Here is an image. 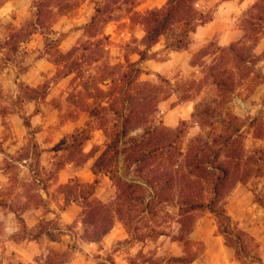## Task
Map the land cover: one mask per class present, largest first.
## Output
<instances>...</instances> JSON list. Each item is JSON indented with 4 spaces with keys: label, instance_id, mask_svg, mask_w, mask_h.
Instances as JSON below:
<instances>
[{
    "label": "rangeland",
    "instance_id": "rangeland-1",
    "mask_svg": "<svg viewBox=\"0 0 264 264\" xmlns=\"http://www.w3.org/2000/svg\"><path fill=\"white\" fill-rule=\"evenodd\" d=\"M34 1L0 0V147L5 152L0 153V199L14 205L12 208L0 206V264H189L188 260H175L185 256L195 257L190 264H264V171L238 185L227 200L233 227L247 234L239 253L229 245L216 217L209 211L195 214L197 225L189 245L176 240L180 224L165 218L164 213L146 215L140 233H150L153 228L166 230L168 235L160 238L137 240L118 222L100 243L81 239L82 206L66 207L60 186L76 178L93 183L97 177L92 172V158L84 164H68L60 172L56 171L57 156L64 154L61 143L77 129L85 128L88 116L72 103L71 95L81 88L82 82H73L75 75L56 78L55 60L57 52L66 54L86 40L83 26L94 14V0H79L74 11L56 16L48 27L16 44L13 34L33 18ZM257 1L232 0L227 5L226 0H202L201 9L212 15L213 28L217 30L213 38L202 47L190 46L180 55L164 52L163 39L152 51L157 54L156 59L142 64L141 82L158 84L161 76L175 88L176 92L160 103L157 118L174 129L186 121L189 129L185 145L201 131L192 124L196 106L218 98L217 88L211 84L199 90L191 85L183 86L192 81L200 82L204 77L203 67L193 65L195 56L211 42L221 46L223 35L230 33L234 42L239 41L244 36L242 20ZM140 2L138 12L144 14L163 7L167 0ZM105 33L111 36L109 47L121 62L125 63L127 58L138 59L132 54V48L138 45L135 39L140 41L145 36L142 26L125 19L111 23ZM197 38L196 34L192 35L194 43L203 41ZM53 40H59L58 50L49 52L46 46ZM254 54L258 61L253 73L242 81L227 105L246 124L245 146L249 153L264 147V138H256L258 134L264 135V34ZM208 59L210 61L211 57ZM27 87L39 89L38 99H29ZM183 96L189 99L181 100ZM23 115L30 118V129ZM255 119L260 122L249 128ZM212 128L208 126L207 131ZM91 138L84 147V155L106 143L104 132L96 128ZM36 144L38 147H34ZM40 150L44 152L39 158ZM22 153L30 154L28 161L13 159ZM33 169L44 177L50 176L48 191L34 184ZM100 181L97 194L108 202L114 197L115 188L104 175L100 176ZM32 194L40 195L43 202L27 206ZM168 210L173 212L174 209L169 207Z\"/></svg>",
    "mask_w": 264,
    "mask_h": 264
},
{
    "label": "trees",
    "instance_id": "trees-1",
    "mask_svg": "<svg viewBox=\"0 0 264 264\" xmlns=\"http://www.w3.org/2000/svg\"><path fill=\"white\" fill-rule=\"evenodd\" d=\"M201 1L167 0L163 7L141 14L140 0H94V14L83 26L86 40L66 54L57 52L56 78L75 75L73 82H82L71 97L72 103L87 114L88 121L85 128L77 129L61 143L64 154L57 156L56 171L68 164H84L95 159L92 171L97 178L93 183L76 178L60 186L66 207L82 206L83 241L102 242L118 222L137 240L160 238L168 235L166 230L153 228L150 233H140L146 215L164 213L165 218L180 224L176 240L189 245L197 225L195 214L209 211L237 253L245 243L247 234L233 227L227 200L238 185L264 171V147L252 153L247 151L246 124L227 105L258 61L254 51L264 34V0H258L247 10L242 20L244 36L239 41L228 47L211 42L196 54L193 65L203 67L204 77L200 82L183 86L191 85L199 90L211 84L217 88L218 98L196 106L192 124L201 131L188 144H184L189 129L186 121L174 129L157 118L160 103L176 92L172 84L161 76L158 84L140 81L144 73L142 64L156 59L157 54L152 51L163 39L164 52L188 51L192 35L213 20L210 13L201 9ZM79 4V0H35L34 16L14 32L15 43L27 40L53 23L56 16L71 13ZM125 19L142 26L145 36L140 41L135 39L138 45L132 48L138 59L127 58L123 63L110 49L111 36L105 30L111 23ZM58 44L59 40L51 41L47 51L58 50ZM26 89L30 100L38 99L39 89ZM187 99L189 96L181 98ZM23 119L30 129V118L23 115ZM259 122L253 120L249 128ZM208 126L213 127L211 131H207ZM95 128L104 132L106 143L84 155V147L91 141ZM256 138L262 139L264 135L258 134ZM43 152L38 151L39 158ZM0 153H5L1 147ZM29 158V153L13 157L19 161ZM32 171L34 184L48 191L50 176ZM101 175L108 177L115 188V195L108 202L97 194ZM42 202L40 195L32 194L26 205ZM0 206L14 205L0 199ZM169 207H173V212ZM175 260H188L190 264L195 257Z\"/></svg>",
    "mask_w": 264,
    "mask_h": 264
},
{
    "label": "crops",
    "instance_id": "crops-1",
    "mask_svg": "<svg viewBox=\"0 0 264 264\" xmlns=\"http://www.w3.org/2000/svg\"><path fill=\"white\" fill-rule=\"evenodd\" d=\"M16 1V0H14ZM232 2V0H229V1H226L225 3H227V5H230V3ZM213 23L214 21H211L210 23L206 24L205 26H202V27H199L198 30L196 31V34L197 35V39H200V40H203L201 43L199 42H196L195 43L193 42L192 40V43H191V46L192 45H195V47H202L204 45V43H207L210 39L213 38V36L215 35V33L217 32V30L215 28H213ZM193 34V35H194ZM230 33L227 34V35H223V39L219 42V45L223 46V47H226V45H230L234 42V36H232L230 38ZM230 38V40H228ZM194 39V38H193ZM196 39V38H195ZM198 41V40H197ZM190 49V48H189ZM192 49V48H191ZM194 49V48H193ZM196 49V48H195ZM185 52V51H184ZM197 52V49L194 50V53ZM178 54L180 55L182 52L178 53V52H172V54ZM94 159V158H92ZM95 161V159H94ZM93 172V171H92ZM94 174V173H93ZM62 183V182H61ZM63 185V184H62ZM223 250V249H222ZM226 250V249H225Z\"/></svg>",
    "mask_w": 264,
    "mask_h": 264
}]
</instances>
